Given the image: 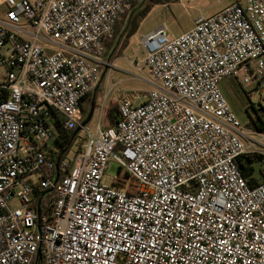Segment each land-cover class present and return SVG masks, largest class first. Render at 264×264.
<instances>
[{"label": "built area", "instance_id": "obj_1", "mask_svg": "<svg viewBox=\"0 0 264 264\" xmlns=\"http://www.w3.org/2000/svg\"><path fill=\"white\" fill-rule=\"evenodd\" d=\"M143 0L0 2V264H264V181L239 159L262 139L223 94L264 86V0H232L131 61L153 88L123 95L115 126H83L119 17ZM86 143L57 158V124ZM116 160L134 193L103 182ZM264 163V160H262ZM17 200L18 205L12 206Z\"/></svg>", "mask_w": 264, "mask_h": 264}, {"label": "rangeland", "instance_id": "obj_2", "mask_svg": "<svg viewBox=\"0 0 264 264\" xmlns=\"http://www.w3.org/2000/svg\"><path fill=\"white\" fill-rule=\"evenodd\" d=\"M231 2L232 0H176L169 4H159L154 6L148 14L143 23V29H147L153 25L159 27L165 24L167 26V34L170 37L179 36L193 27V22L196 18L202 15L204 17L213 16L228 7ZM113 42H115L114 37L108 44L110 45ZM137 53L138 56L136 57ZM118 55L116 54L111 61L112 66L102 67L106 71L102 70L104 91L98 92L97 95V106H100V109H96L92 119L87 124L92 130L97 126L100 111L103 110L101 119L104 123L108 107L110 106L109 111L113 107H117L121 96L133 95L135 93L144 95L153 88L151 77L147 70L143 69L141 72H138L130 63V60L134 61L137 59L141 61L146 56V52L140 45V41L135 38L132 39L130 49L123 53V57L115 59ZM220 87L244 128L249 130L247 132L249 137L245 141L248 142L249 139H252L251 143H253V141L262 139V136L255 132L260 131L256 127V124L259 123L260 125L262 120L264 121V86L261 88L254 82L243 84L239 79L228 78L221 82ZM92 105L95 106V104ZM87 116L88 114H85L84 121L87 119ZM85 143V133L80 131L78 138L66 156L70 159L78 155V153L83 152L82 146ZM61 147L58 140L54 139L50 142L48 150L57 151ZM252 153L264 155V147L256 145L252 148ZM249 167L252 169L254 179L259 182L264 181V164L255 160L249 164ZM120 178L126 181L124 184L126 187L134 184V181L130 177H127L126 169L121 168L116 160L111 159L103 182L112 186L119 183L118 180ZM17 205V200H14L12 206Z\"/></svg>", "mask_w": 264, "mask_h": 264}, {"label": "trees", "instance_id": "obj_3", "mask_svg": "<svg viewBox=\"0 0 264 264\" xmlns=\"http://www.w3.org/2000/svg\"><path fill=\"white\" fill-rule=\"evenodd\" d=\"M175 1L176 0H143L141 2H132L130 10L122 14L117 20V23L115 25V34H114L115 42H113L110 45L109 44L107 45L109 51H106L105 54H109L115 47L116 48L114 54H120L129 45L130 39L138 31L141 22L148 16V14L150 13V11L154 6L159 4H169ZM84 103H85L84 109L87 112V114H89L92 104H95V109H96V101L93 98V92H91L85 98ZM118 110H119V106L113 107L109 111V116L112 122L111 127L115 126L117 123ZM256 127L260 131H264V121L262 120L260 125L259 123L256 124ZM109 128L107 127L106 129ZM57 130L59 133L58 142L62 147L61 150L58 153H56V156L57 158L60 157L63 158L72 148L74 144V140H73V136L70 133L63 130L61 122L57 124ZM255 160L262 163V160H264V155L258 153H248L239 159L241 170L246 178H248L252 174V169L251 167H249V164L254 162ZM127 177L129 178L128 174ZM256 181L252 182V180H249L250 184L252 185L257 184L258 182ZM118 182L119 183L115 184L116 186L125 187L127 188V191L130 193H134L136 191V189L133 188V184H131L129 187H126L124 185L126 181L122 180V178H120Z\"/></svg>", "mask_w": 264, "mask_h": 264}, {"label": "crops", "instance_id": "obj_4", "mask_svg": "<svg viewBox=\"0 0 264 264\" xmlns=\"http://www.w3.org/2000/svg\"><path fill=\"white\" fill-rule=\"evenodd\" d=\"M147 18V17H146ZM145 18V19H146ZM145 19L141 22V24H140V26H139V29H138V31L135 33V35L134 36H132V38L130 39V43H129V45L125 48V50H123L118 56H116V58L115 59H118V58H120V57H123V53L124 52H126V51H128L129 49H130V46H131V41H132V39H136V40H138V41H140L141 42V40L145 37V36H147L148 34H150V33H152L154 30H156L157 28H158V26L157 25H153V26H151V27H148L147 29H143V23H144V21H145ZM115 34V33H114ZM116 48V47H115ZM115 48L109 53V54H105V58L107 59V60H110V61H112L113 59H114V57H115V55L116 54H114L115 53ZM106 51H108V47H107V49H106ZM138 56V53L136 54V57ZM131 61L132 60H130V63H131ZM102 70H105L106 71V69H104V68H101L100 69V72H101V74H100V78H99V81H98V83L96 84V86H95V88H94V90H93V98L95 99V101H96V109H100V106H97V95H98V92H100V91H104V78H103V76H102ZM105 99H106V96H105ZM85 104V103H84ZM93 106V105H92ZM84 107H85V105H84ZM92 108V107H91ZM109 108H110V106L108 107V109H107V117H106V121L103 123L102 122V119H101V123H102V126L104 127V128H109V127H111V125H112V122H111V118H110V116H109ZM94 109H95V106H94ZM96 109L94 110V113H95V111H96ZM85 111V110H84ZM101 112V111H100ZM85 113L87 114V112L85 111ZM256 134H258V133H264V131H259V132H255ZM247 179H249V180H252V182H255L256 181V179H254V176H253V174H251ZM256 182H258L259 183V181H256ZM257 183V184H258ZM256 185V184H255Z\"/></svg>", "mask_w": 264, "mask_h": 264}, {"label": "water", "instance_id": "obj_5", "mask_svg": "<svg viewBox=\"0 0 264 264\" xmlns=\"http://www.w3.org/2000/svg\"><path fill=\"white\" fill-rule=\"evenodd\" d=\"M93 115H94V106H92V108H91V110H90V112H89V114L87 116V119L83 123V126L88 124V122L92 119Z\"/></svg>", "mask_w": 264, "mask_h": 264}, {"label": "flooded vegetation", "instance_id": "obj_6", "mask_svg": "<svg viewBox=\"0 0 264 264\" xmlns=\"http://www.w3.org/2000/svg\"><path fill=\"white\" fill-rule=\"evenodd\" d=\"M80 129H76L73 132H71L70 134L73 136V140L75 142V140L78 138L79 134H80Z\"/></svg>", "mask_w": 264, "mask_h": 264}, {"label": "bare ground", "instance_id": "obj_7", "mask_svg": "<svg viewBox=\"0 0 264 264\" xmlns=\"http://www.w3.org/2000/svg\"><path fill=\"white\" fill-rule=\"evenodd\" d=\"M2 0H0V2H1Z\"/></svg>", "mask_w": 264, "mask_h": 264}]
</instances>
